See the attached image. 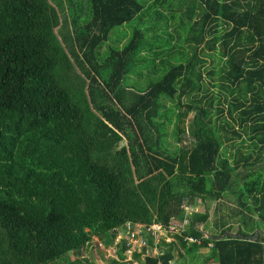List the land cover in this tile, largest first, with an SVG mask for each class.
<instances>
[{
    "label": "trees",
    "instance_id": "1",
    "mask_svg": "<svg viewBox=\"0 0 264 264\" xmlns=\"http://www.w3.org/2000/svg\"><path fill=\"white\" fill-rule=\"evenodd\" d=\"M201 47L218 57L208 72ZM192 111L191 144L172 145ZM262 155L264 0H0V264H84L100 244L122 264L128 225L173 237L128 264L201 249L204 264H264V238L246 239L264 228ZM243 171L242 238H221L226 218L205 236L208 201H229Z\"/></svg>",
    "mask_w": 264,
    "mask_h": 264
},
{
    "label": "rangeland",
    "instance_id": "2",
    "mask_svg": "<svg viewBox=\"0 0 264 264\" xmlns=\"http://www.w3.org/2000/svg\"><path fill=\"white\" fill-rule=\"evenodd\" d=\"M200 51V55H202L203 59L206 61V71L208 72V66L212 65V64H217V59L218 57H216L215 61H214V54H213V51L212 52H209V51H206L204 47H201V49L199 50ZM215 78H216V75H215ZM134 79H136V77H134ZM206 79H208V76L206 75ZM135 80H132V79H129V82H133ZM134 84V83H133ZM137 84H140V82H137ZM213 88H210V90H212ZM214 90H216L214 88ZM194 115V111L190 112L184 119V123H183V126L185 127L186 129V132L182 134V137H183V141L180 143L178 141H176L175 139H173L172 136L169 137V142L172 144V145H180V146H185V145H190L191 144V141L193 140L190 132H189V123L192 119ZM223 117H227V114H226V110H224L223 112ZM231 120V119H230ZM228 119V122L230 121ZM231 123L233 122L232 120L230 121ZM237 127V125H235ZM172 125L169 126V130H172ZM237 129V128H236ZM221 135H224V133L222 131H220ZM228 136H231V133L228 132L227 133ZM244 139H247V136L245 134H242V137L241 138H234L232 139L231 141L228 142H224V146H223V150L225 151L226 155L229 156V160H232V153H234L235 149L234 147H237L238 145H240L242 143V141ZM233 144L232 146H230V144ZM244 145L243 147L245 148H242L243 150V153H246V152H249L250 151V155L252 156L251 157V160L250 161H253L254 159V156L257 155V149H252L251 147L249 148L247 146V144L249 143L247 140H245V142H243ZM262 159H264V155L261 156ZM262 165V162H257V164L254 165V167H251L249 168V170L251 169L252 172H255V167L257 166H260ZM245 171H243L242 173L239 174L240 178L239 180H237V176H236V180L233 182L232 186H231V192H230V195H229V201L226 200L224 202L222 201H208V204H209V213H210V218H209V226H208V229L205 231L204 230V227L205 224H202L201 226H199V229L202 230V232H205V236H210L211 234V230H215V226H214V222L215 220H219L220 218H226L228 220V222L230 223V225L232 226L230 228V232L232 233H236L237 230H238V227L241 225L240 223V218L238 217H235L233 216V218H230V215H231V209H236V210H240L241 208H239L238 204H237V200L235 198V193L238 192V190L240 188V185L244 182V177H245ZM233 194V195H232ZM247 203L249 204L250 201L248 200ZM194 208V209H193ZM187 207L186 208V213L187 215H190L192 214L193 212H196V211H199V208H196V207ZM215 210H218V213L217 215L215 216ZM224 216V217H223ZM254 219H248L247 220V223L251 224V226H255L256 224H259L258 221H256V214L253 215ZM238 224H234L236 223V221ZM255 221V224H253ZM234 222V223H233ZM188 224V220L185 219L184 223H180L178 221H173L172 224H170V228L171 229H176V230H173L171 232V234L175 233V232H179V229L178 228H184L186 227ZM214 227V228H213ZM261 227V228H260ZM263 226L260 224L259 225V228L261 230V233L262 235L259 236H256L257 238H264V228H262ZM213 228V229H212ZM246 226H243L242 229H245ZM152 229V228H151ZM153 232V236H154V239L156 242H159L161 241L162 238H169V239H172L173 237L172 236H169L167 234V232L163 229H152ZM212 231V232H213ZM132 235H128L129 232H125L124 230H122L119 234V236L117 237V240H116V243H120L122 239H125L126 242H130L131 245H133L131 248V251H125L124 252V256L125 258L127 256H129L131 254L132 251H134V249L136 247H138L140 249V247L144 244V242L141 240V235L143 234V236H151L150 235V228L146 227L145 225H140L136 228V230H132ZM177 232V233H178ZM226 233V232H225ZM224 233V234H225ZM222 234V236L224 235ZM133 235L135 236H138V238L136 239H133ZM255 237V238H256ZM114 249H115V253H114V249L112 247H108V248H105V252H101V251H94V248H92V251L90 252H87V249L86 251L79 256V259L82 260L84 262V264H113V262L116 260V261H120L119 259V255L116 253L117 252V247L115 245H111ZM208 251H204L202 253V255L205 256V254H207ZM152 255V254H151ZM173 255H175V259H173L171 261V264H202L201 262H198L196 263L197 261L191 263V259H190V256L186 255L185 257H180L177 253V251H173ZM85 256V258H84ZM72 255L70 254V259H71ZM151 257H154V258H159L161 257V252H158V254H155V256H151ZM69 259V261H70ZM128 260H130V258L128 257ZM142 261L144 260V257H142L141 259ZM61 264H69L67 263L66 261H63L61 262ZM122 264H128V263H122Z\"/></svg>",
    "mask_w": 264,
    "mask_h": 264
},
{
    "label": "built area",
    "instance_id": "3",
    "mask_svg": "<svg viewBox=\"0 0 264 264\" xmlns=\"http://www.w3.org/2000/svg\"><path fill=\"white\" fill-rule=\"evenodd\" d=\"M138 226H140V225H135V226H132V225H128V227H127V230H126V232H129V234L128 235H132V230H136V228L138 227ZM147 227V226H146ZM148 228H150V235H151V237L153 238V243L152 244H149V242H148V240H147V237H149V236H143V234L141 235V240L144 242V244L140 247V249L138 248V247H136L135 249H134V251H132L131 252V254L129 255V256H127V261H132V257L134 256V254L135 253H137V252H143L144 251V259H146L147 257L149 258V257H151V256H155V254H158V252H160V249H159V246H160V244H158L159 242H156L155 241V239H154V236H153V234H152V232H153V230L152 229H163L161 226H159V225H151L150 227H148ZM152 228V229H151ZM164 230V229H163ZM133 237V239H137L138 238V236H135V235H133L132 236ZM146 238V239H145ZM164 240L165 241H170V239L169 238H164ZM189 240L190 241H196L197 239L195 238V237H190L189 238ZM197 242H200V240H198ZM101 247H103L102 245H100ZM127 246H128V248H127V251L129 252V251H131V247L133 246V245H131V243L130 242H128L127 243ZM112 247V246H111ZM113 248V247H112ZM114 249V248H113ZM114 253H115V249H114ZM152 254V255H151ZM128 257L130 258V260H128Z\"/></svg>",
    "mask_w": 264,
    "mask_h": 264
},
{
    "label": "water",
    "instance_id": "4",
    "mask_svg": "<svg viewBox=\"0 0 264 264\" xmlns=\"http://www.w3.org/2000/svg\"><path fill=\"white\" fill-rule=\"evenodd\" d=\"M262 235L261 233V230L258 229V232H255L253 236L249 237V238H246L248 240H255V237L258 236V235ZM226 235H229V236H239L240 238H242L241 235L237 234V233H232V232H226L223 236H221V238L225 237Z\"/></svg>",
    "mask_w": 264,
    "mask_h": 264
},
{
    "label": "crops",
    "instance_id": "5",
    "mask_svg": "<svg viewBox=\"0 0 264 264\" xmlns=\"http://www.w3.org/2000/svg\"><path fill=\"white\" fill-rule=\"evenodd\" d=\"M258 229H260V228H258ZM258 229H257L255 232H258ZM201 231H202V230H201ZM204 233H205V232H204ZM258 236L260 237V235H258ZM205 251H208V253L205 254V256H204V255H202V253L204 252V249H201V251L199 252L200 255H201V257H200L199 260L197 259V262H196V263L201 262L202 264H204V259L206 258V256H208V255L210 254L209 249H205ZM134 255H135V254H134ZM132 259H133V257H132ZM128 262H130V261H128ZM135 264H140V262H135ZM186 264H187V263H186Z\"/></svg>",
    "mask_w": 264,
    "mask_h": 264
},
{
    "label": "clouds",
    "instance_id": "6",
    "mask_svg": "<svg viewBox=\"0 0 264 264\" xmlns=\"http://www.w3.org/2000/svg\"><path fill=\"white\" fill-rule=\"evenodd\" d=\"M256 238H257V237H256ZM256 238H255V239H256ZM95 241H98V240L95 239ZM198 243H200V242H198ZM100 245L103 246V247L100 246V248H99V251H101V252H105L104 247H105V248L111 247V245H109V246H104L103 244H100ZM94 251H97V248H95ZM126 251H127V249H126ZM116 253L118 254V248H117V252H116ZM135 254H136V253H135ZM149 258H154V257H149ZM125 261L128 262V261H127V257L125 258ZM141 261H142V260H141ZM144 261H145V259H144L142 262H144Z\"/></svg>",
    "mask_w": 264,
    "mask_h": 264
}]
</instances>
